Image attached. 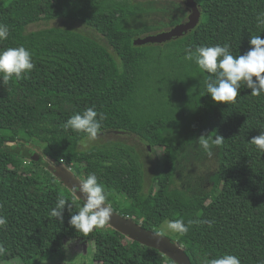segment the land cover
Returning <instances> with one entry per match:
<instances>
[{"label":"trees","instance_id":"obj_1","mask_svg":"<svg viewBox=\"0 0 264 264\" xmlns=\"http://www.w3.org/2000/svg\"><path fill=\"white\" fill-rule=\"evenodd\" d=\"M158 1L0 0V24L10 29L0 50L24 46L34 63L21 79L0 83V215L7 219L0 228L6 249L0 262L20 257L31 264L62 251L68 239L86 238L95 243L96 264H176L108 224L88 235L76 231L68 221L84 202L52 170L65 163L81 179L95 174L108 205L147 229L159 232L165 220L182 219L188 232L170 238L193 264L225 253L241 264H264V153L250 143L264 131V93L253 96L242 83L234 103H217L205 83L215 76L184 58L188 49L217 44L228 45L233 56L246 53L251 36L264 38L257 22L264 0H196L202 16L195 29L162 44L135 45L136 38L161 31L147 23L155 12L168 16L166 26L187 20L183 0H167L168 8H156ZM62 18L99 32L114 53L75 30H27ZM160 45L172 51L170 64L154 60ZM88 107L106 115L99 134L124 131L163 148L148 192L134 146L108 141L79 149L86 135L65 124ZM207 134L224 138L213 150L211 187L192 169L194 183L175 185L185 163L207 159L198 144ZM59 197L72 205L69 210L66 204L62 222L50 216Z\"/></svg>","mask_w":264,"mask_h":264},{"label":"clouds","instance_id":"obj_2","mask_svg":"<svg viewBox=\"0 0 264 264\" xmlns=\"http://www.w3.org/2000/svg\"><path fill=\"white\" fill-rule=\"evenodd\" d=\"M258 25H264V12L257 15ZM10 29L5 24H0V41L7 40ZM250 49L243 55L233 56L228 45L199 46L194 51L186 50L185 59L193 61L201 72L213 74L215 79H206V91L213 101L229 104L236 101L241 84L251 89L253 96L264 93V38L260 35L251 36ZM34 68L33 55L24 46L9 47L0 50V83L6 84L15 77L19 80L23 75L30 73ZM106 115L98 113L93 107H88L82 113L72 115L65 127L76 133L86 135L87 141H95L100 132L102 122ZM224 138L220 135L213 137L211 134L201 135L198 144L208 155H213V150L223 144ZM250 143L264 153V131L253 137ZM73 194L84 201L78 212L72 214L69 224L78 232L88 235L96 229L103 228L111 220L113 212L107 203V193L104 186L98 182L95 174L88 175L72 186ZM79 193V195H77ZM66 204L71 209L72 205L64 197H59L56 207L51 210L50 216L63 221V211ZM201 223L212 227L213 221L204 220ZM7 226V219L0 215V228ZM165 229L184 235L188 226L182 219L165 222ZM6 249L0 245V255ZM209 264H241L238 256L225 253L210 260Z\"/></svg>","mask_w":264,"mask_h":264},{"label":"rangeland","instance_id":"obj_3","mask_svg":"<svg viewBox=\"0 0 264 264\" xmlns=\"http://www.w3.org/2000/svg\"><path fill=\"white\" fill-rule=\"evenodd\" d=\"M135 2L137 1H146V0H133ZM174 1H180V0H174ZM171 1L167 0H159L155 7L156 8H162V7H170ZM181 3V2H180ZM184 7V5H183ZM147 20L148 24H156L161 25V31L167 30L171 28V26H166L165 24H162L163 22H168L169 18L168 16L162 15L161 12H155L151 14V17ZM163 21V22H162ZM174 26V25H173ZM172 26V27H173ZM47 27H61V28H67L71 30H75L78 32H81L83 34H86L99 42L101 44L107 46L109 50L114 53V50L108 43V40L101 35L96 30L86 26L85 24L70 20V19H57L52 20L48 22H39L32 24L28 27V32L32 30H38L42 28ZM159 32V31H158ZM166 45H160L158 50L162 49V53L157 51L154 53V60L158 61L161 60V62H165L166 64H170L171 56L173 57L172 51L170 48ZM165 47V48H164ZM108 141H120L127 144H130L136 148V150L139 152L141 156V162L144 166V175H145V191H149V189L153 185V180L158 168V165L162 162L163 159V148L160 146H151V149H149V143H147L145 140H143L140 136L133 134V133H116V132H105L100 133L97 136V139L95 141H87L84 139L79 144V149L86 150L89 149L95 145H100L103 143H106ZM186 167H183L179 170V174L176 178V184L177 186L181 187L184 185V181L189 182L192 184L194 181L191 179V175L189 173V169L194 170L195 173H197L198 177H201L202 183L205 187L208 189L211 187V184L208 182V174L215 169L217 166V161L214 155L208 156L207 159L204 160V162H198L196 164L189 162L185 163ZM189 176L186 177V176ZM169 220H165L163 225L157 229L161 234H165L171 238H174L177 240V233L167 231L165 229V222ZM177 242V241H176ZM94 252H95V243L92 240L83 238V239H68L65 241V248L62 251H59L58 253L52 254V257H48L41 255L36 257L31 264H96L94 261ZM57 254V255H56ZM0 264H29L23 261L20 257H15L10 260L2 261Z\"/></svg>","mask_w":264,"mask_h":264},{"label":"water","instance_id":"obj_4","mask_svg":"<svg viewBox=\"0 0 264 264\" xmlns=\"http://www.w3.org/2000/svg\"><path fill=\"white\" fill-rule=\"evenodd\" d=\"M183 1L190 12L187 20L176 24L167 30L153 32L146 36L138 37L135 39L134 44H162L173 39L180 38L189 31L195 29L198 26L202 16L200 7L196 0ZM115 132L124 133V131ZM52 170L54 171L55 175L59 177L71 190L73 185L79 184V181L82 180L65 163H61L55 167H52ZM77 195H79V193H77ZM109 207L113 212L111 220L108 223L110 227L119 231L133 241H137L143 245L159 250L164 255L172 259L176 264H193L184 247L179 245L176 241H173L170 237L163 235L160 232L143 227L140 223H136L130 217L124 216L123 214L114 211L110 205Z\"/></svg>","mask_w":264,"mask_h":264},{"label":"flooded vegetation","instance_id":"obj_5","mask_svg":"<svg viewBox=\"0 0 264 264\" xmlns=\"http://www.w3.org/2000/svg\"><path fill=\"white\" fill-rule=\"evenodd\" d=\"M109 132H115V131H107V133H109ZM118 133H123V132H118ZM125 133H127V132H124L123 134H125ZM149 149H151V146L150 145H149Z\"/></svg>","mask_w":264,"mask_h":264},{"label":"built area","instance_id":"obj_6","mask_svg":"<svg viewBox=\"0 0 264 264\" xmlns=\"http://www.w3.org/2000/svg\"><path fill=\"white\" fill-rule=\"evenodd\" d=\"M64 161V160H63ZM71 168V167H70ZM72 169V168H71ZM127 217H129V216H127Z\"/></svg>","mask_w":264,"mask_h":264}]
</instances>
